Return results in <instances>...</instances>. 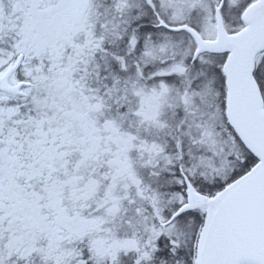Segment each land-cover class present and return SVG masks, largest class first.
I'll return each mask as SVG.
<instances>
[{
    "label": "snow or ice",
    "instance_id": "6c2138e0",
    "mask_svg": "<svg viewBox=\"0 0 264 264\" xmlns=\"http://www.w3.org/2000/svg\"><path fill=\"white\" fill-rule=\"evenodd\" d=\"M0 264H264V0H0Z\"/></svg>",
    "mask_w": 264,
    "mask_h": 264
}]
</instances>
